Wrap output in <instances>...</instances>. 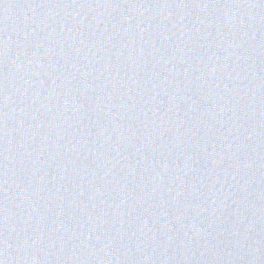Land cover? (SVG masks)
Returning a JSON list of instances; mask_svg holds the SVG:
<instances>
[{"label": "water", "instance_id": "obj_1", "mask_svg": "<svg viewBox=\"0 0 264 264\" xmlns=\"http://www.w3.org/2000/svg\"><path fill=\"white\" fill-rule=\"evenodd\" d=\"M0 264H264V0H0Z\"/></svg>", "mask_w": 264, "mask_h": 264}]
</instances>
